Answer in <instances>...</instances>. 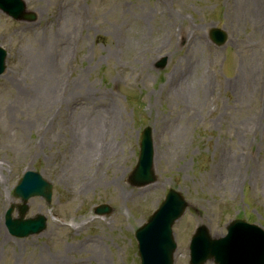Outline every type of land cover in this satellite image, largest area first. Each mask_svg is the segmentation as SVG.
I'll list each match as a JSON object with an SVG mask.
<instances>
[{
  "label": "rangeland",
  "instance_id": "obj_1",
  "mask_svg": "<svg viewBox=\"0 0 264 264\" xmlns=\"http://www.w3.org/2000/svg\"><path fill=\"white\" fill-rule=\"evenodd\" d=\"M161 1L27 0L33 21L0 11L8 52L0 73V264H139L134 230L168 188L188 202L172 227L174 264H188L195 226L221 236L239 217L264 228L263 5L249 17L243 0ZM211 27L227 32L222 46L208 37ZM45 29L50 38L70 34L62 52L44 40ZM158 57L166 58L160 69ZM50 62L58 82H47L42 67L28 75L30 63ZM77 81L80 101L69 106ZM103 110L109 121L99 139L111 147L79 169L69 163L76 120ZM145 126L156 179L136 187L127 179ZM26 169L51 183L52 196L27 200L25 217L41 214L46 226L20 238L3 216L9 207L18 216L12 190ZM100 203L111 211L96 215Z\"/></svg>",
  "mask_w": 264,
  "mask_h": 264
},
{
  "label": "water",
  "instance_id": "obj_2",
  "mask_svg": "<svg viewBox=\"0 0 264 264\" xmlns=\"http://www.w3.org/2000/svg\"><path fill=\"white\" fill-rule=\"evenodd\" d=\"M8 11L15 12L14 10ZM151 165V136L150 129L146 128L142 133L138 163L131 177L133 182L143 184L152 181L154 176ZM16 193L22 195L24 200L34 193H40L49 200L50 186L44 183L37 174L31 172L17 186ZM175 196L179 197L176 193ZM172 200L169 198L163 203L136 233L142 264H160L162 261L163 264H171L170 256L175 246L172 242L170 226L175 216H178L185 206L180 199L182 203H178L181 204V210L171 212L166 209V206H169ZM42 221H15L12 227L26 233L37 230L42 226ZM8 222L9 217H7ZM227 230L228 233L224 239L199 238L194 244V252H196L195 256L193 255L194 262L201 264L205 258L214 257L220 264H264V232L261 229L248 226L242 221H233L229 223ZM198 232L206 235L204 227H200Z\"/></svg>",
  "mask_w": 264,
  "mask_h": 264
},
{
  "label": "bare ground",
  "instance_id": "obj_3",
  "mask_svg": "<svg viewBox=\"0 0 264 264\" xmlns=\"http://www.w3.org/2000/svg\"><path fill=\"white\" fill-rule=\"evenodd\" d=\"M243 4H245V7L247 10V14L248 16H252L254 15L255 17L260 15L261 13V9L260 6L258 4V1H260L263 5L264 8V0H243ZM162 3V1H160ZM263 22V20H262ZM45 37L44 40H46V42L48 41V45L50 46H55L57 49L60 50V52H62L65 48H64V41L67 40L70 36V34L64 39L62 37H58V39L55 38H50L49 35L47 33H49V30L45 29ZM181 34V31H180ZM48 37L50 38L48 40ZM37 67H42L46 73H42V77L44 78L46 75V81L47 82H58L56 75L54 74V67H53V63L50 62V68L49 66L44 63L43 66L40 65H33V63H30V65L28 66V75L33 76L36 72ZM52 69V70H51ZM35 71V72H34ZM37 73V72H36ZM250 74V73H249ZM251 76L253 79H256V69L251 70ZM36 75V74H35ZM258 76V75H257ZM30 79V78H29ZM77 84L78 85V89L79 86L82 83V81H77V83H75L73 86L70 87L69 89V94H67L66 100L65 102H67V104L70 106L71 104L80 101L79 100V95H77L78 93L76 92L77 90ZM76 86V87H75ZM55 87L53 84L51 85V92L53 94V92L55 91ZM43 91V90H42ZM51 93L49 92H43V94H40V98L44 99L45 101H47L48 99H50ZM111 113H115V111H112ZM110 113V114H111ZM89 116L88 114L81 116L77 121V125L79 127V130L77 131V136L79 142H78V146L75 147L71 152L73 153V155H71L70 157V161L69 163H71V160L73 159V164L79 169L84 168V166L88 165L90 163V160L92 159V155L93 153H97L95 159H97L98 156L101 155V150L102 147L105 148L106 151H109V148L111 147V143L110 142H106L104 145H102L101 140L99 139L102 135V130L105 128V126L107 127L108 121H109V113L107 110H103L99 113H96L95 115H93V117ZM108 119V121H107ZM103 137V135H102ZM101 137V138H102ZM98 143H100V149H97V145ZM108 147V148H107ZM100 154V155H99ZM69 158V157H67ZM92 163V162H91ZM229 167L232 168H236L237 166L235 165L234 162H229ZM68 166V163L66 164ZM85 169V168H84ZM5 203L7 205V201L4 200ZM11 201L10 199H8V204H10ZM5 206V205H4Z\"/></svg>",
  "mask_w": 264,
  "mask_h": 264
}]
</instances>
